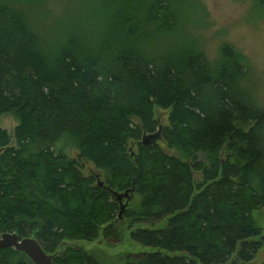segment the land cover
Here are the masks:
<instances>
[{
  "label": "trees",
  "instance_id": "obj_1",
  "mask_svg": "<svg viewBox=\"0 0 264 264\" xmlns=\"http://www.w3.org/2000/svg\"><path fill=\"white\" fill-rule=\"evenodd\" d=\"M186 2L93 0L76 19L44 21L45 0H0V114L18 118L11 132L0 126L1 231L34 236L47 252L110 237L115 191L133 187L124 215L146 248L124 264H249L264 250L254 215L264 205V105L247 56L228 41L210 56ZM159 125L158 141L144 144ZM53 262L100 264L82 243ZM0 264L35 263L7 246Z\"/></svg>",
  "mask_w": 264,
  "mask_h": 264
},
{
  "label": "rangeland",
  "instance_id": "obj_2",
  "mask_svg": "<svg viewBox=\"0 0 264 264\" xmlns=\"http://www.w3.org/2000/svg\"><path fill=\"white\" fill-rule=\"evenodd\" d=\"M189 3L195 6V11L191 14L196 17V23H192L190 28L195 39L210 56H215L220 44L225 41L239 47L251 66L250 85L264 105V14L261 13L259 0H187L186 4ZM92 6L93 0H45L44 7L40 9L45 12L44 21H58L66 16H74L71 18L76 19L86 8L88 11ZM99 14L103 15L102 10ZM82 17H86L88 26L95 22L90 12ZM156 112L162 123L168 122L164 109L156 107ZM17 123L18 118L13 111L0 114V126L6 127L10 132ZM175 152L179 154L176 149ZM67 154L79 157L78 150L72 146L67 148ZM81 160L85 174L96 172L98 179L105 181L108 175L106 170L83 158ZM137 200L138 196L134 192L129 197L122 198L123 202H127V209L132 208ZM117 210V215L112 220L116 230L110 237L100 234L91 244L82 243L100 264H124L130 252L146 248L129 237V218L124 214L119 216L120 200ZM254 215L258 223L264 226V205L254 210ZM249 264H264V250L260 249Z\"/></svg>",
  "mask_w": 264,
  "mask_h": 264
},
{
  "label": "water",
  "instance_id": "obj_3",
  "mask_svg": "<svg viewBox=\"0 0 264 264\" xmlns=\"http://www.w3.org/2000/svg\"><path fill=\"white\" fill-rule=\"evenodd\" d=\"M162 125H159L158 129L152 132L145 131L142 135V142L144 144H151L158 141L161 137ZM99 180V179H98ZM102 180H99L101 182ZM134 188H127L123 192L115 191L117 197L120 199V211L119 216L122 217L126 208L127 202H123L124 196H130V192L133 193ZM78 243L91 244L92 241L85 240H63L60 243V247L55 252H47L39 240L34 236H20L17 232L12 231H0V247L12 246L17 250L25 252L35 264H54L53 258L56 254L60 253L66 245H75Z\"/></svg>",
  "mask_w": 264,
  "mask_h": 264
},
{
  "label": "bare ground",
  "instance_id": "obj_4",
  "mask_svg": "<svg viewBox=\"0 0 264 264\" xmlns=\"http://www.w3.org/2000/svg\"><path fill=\"white\" fill-rule=\"evenodd\" d=\"M133 188V187H132ZM133 192H134V190H133ZM131 193V192H130ZM115 195H116V197H117V194H116V192H115ZM117 199L118 200H120L118 197H117ZM127 209V208H126ZM125 212H126V210H125ZM125 212H124V214H125ZM0 231H1V229H0ZM1 232H3V231H1ZM102 234V233H101Z\"/></svg>",
  "mask_w": 264,
  "mask_h": 264
}]
</instances>
